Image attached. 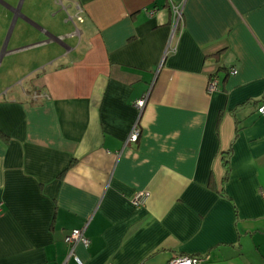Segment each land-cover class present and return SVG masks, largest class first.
<instances>
[{
	"label": "crops",
	"instance_id": "0c3cea01",
	"mask_svg": "<svg viewBox=\"0 0 264 264\" xmlns=\"http://www.w3.org/2000/svg\"><path fill=\"white\" fill-rule=\"evenodd\" d=\"M60 1L0 0V264H264V0Z\"/></svg>",
	"mask_w": 264,
	"mask_h": 264
},
{
	"label": "built area",
	"instance_id": "2783aa9c",
	"mask_svg": "<svg viewBox=\"0 0 264 264\" xmlns=\"http://www.w3.org/2000/svg\"><path fill=\"white\" fill-rule=\"evenodd\" d=\"M56 2L60 5L61 9L65 11V5L61 3L60 0H56ZM74 13L68 14L66 11V19L73 25L74 28H76V23L81 21V15H80V7L78 4L74 3ZM179 9L177 6L172 8V15H174L175 21L178 20L179 16ZM234 70L230 69L229 73H233ZM214 81H211V83L208 85V88L212 89L214 88ZM45 92H36L32 91L31 97L33 99L38 97H46ZM143 103V99H138L135 101V105L137 107H140ZM258 113H264V102L257 106L256 108ZM138 129L135 126V124L131 127L130 133L128 135V140L134 141L137 137ZM145 199L144 193L141 192L136 193L132 199V204H139ZM63 240L69 244L70 250L68 253V256H71L73 261L76 264H81L80 259L72 253V246L75 243H80L83 246L87 245V238L83 234V228H72L70 229L63 237ZM207 259V255L205 256H188V255H176L170 259H168L164 264H202Z\"/></svg>",
	"mask_w": 264,
	"mask_h": 264
},
{
	"label": "trees",
	"instance_id": "16d2710c",
	"mask_svg": "<svg viewBox=\"0 0 264 264\" xmlns=\"http://www.w3.org/2000/svg\"><path fill=\"white\" fill-rule=\"evenodd\" d=\"M264 102V95H263V97H262V102L261 103H263ZM257 111V110H256ZM223 161H224V163L225 164H227V159H225V158H223ZM66 234V233H65ZM64 234V235H65ZM64 241V240H63ZM65 242V241H64ZM69 245V244H68ZM206 255V254H205ZM205 255H201V256H205ZM190 256H196V255H190ZM201 256H199V257H201ZM172 258V257H171ZM73 260V259H72ZM166 262V261H165Z\"/></svg>",
	"mask_w": 264,
	"mask_h": 264
},
{
	"label": "rangeland",
	"instance_id": "374dc122",
	"mask_svg": "<svg viewBox=\"0 0 264 264\" xmlns=\"http://www.w3.org/2000/svg\"><path fill=\"white\" fill-rule=\"evenodd\" d=\"M56 5L58 6V8L61 10V7L60 5L56 2ZM37 92V91H36ZM174 257V256H173Z\"/></svg>",
	"mask_w": 264,
	"mask_h": 264
}]
</instances>
